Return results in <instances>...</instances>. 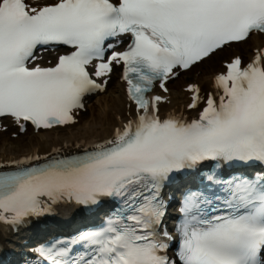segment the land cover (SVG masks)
<instances>
[{
    "label": "snow or ice",
    "instance_id": "6c2138e0",
    "mask_svg": "<svg viewBox=\"0 0 264 264\" xmlns=\"http://www.w3.org/2000/svg\"><path fill=\"white\" fill-rule=\"evenodd\" d=\"M254 32L264 34V0H56L40 8L0 0V117L21 130L24 122L37 129L72 123L84 95L103 90L89 65L99 78L113 63L123 64L137 111L136 121L93 152L0 174V223L15 226L45 214L42 198L84 206L116 198L121 205L103 228L42 248L47 264H176L167 255L173 237L165 231L162 240L156 231L165 215V182L205 161L264 163V49L246 67L239 57L225 64L214 80L218 98L210 94L191 122L161 120L162 98L146 94L157 82L166 92L176 70H190ZM122 35L131 43L105 62V41ZM48 45L69 52L55 66L30 67ZM187 91L194 109L200 90ZM207 180L224 195L185 196L176 228L180 264H264V178ZM77 245L83 251L73 255Z\"/></svg>",
    "mask_w": 264,
    "mask_h": 264
},
{
    "label": "bare ground",
    "instance_id": "6f19581e",
    "mask_svg": "<svg viewBox=\"0 0 264 264\" xmlns=\"http://www.w3.org/2000/svg\"><path fill=\"white\" fill-rule=\"evenodd\" d=\"M31 2L36 8L53 0ZM264 47V40L258 35H250L245 42L230 45L218 51L210 59H205L195 66L191 82L186 84L187 77H178L166 85L167 91L156 90L149 96H160L162 101L158 104L156 113L161 120L174 117L183 122L199 118L200 111L206 106L207 97L211 94L218 98L214 87L215 77L222 74V61L239 57L243 64L251 61L259 49ZM228 52V53H227ZM58 52L42 58L36 57L31 67H51L55 64ZM221 57H224L221 60ZM120 72L113 70L111 81L104 91L96 93L91 103L82 107V112L73 113V122L64 128L50 131L34 132L32 128L24 126L21 132L20 125L12 120H0V168L11 169L17 166H28L33 162H43L45 158L56 153L76 154L87 149H95L98 144H105L114 139L116 130L123 131L124 126L130 121L137 120L136 105L128 100L127 86L122 83ZM189 85L199 88V103L191 109L192 93L188 92ZM20 161H29L20 164ZM56 215L40 220L27 221L25 225L19 224L14 232L7 230L6 225L0 223V250L15 257L21 251L30 252V248L37 244L41 237H50L58 230L71 231L74 226H79L83 217L78 216L71 206H58ZM103 215L101 211L94 213ZM72 228H70L71 226ZM47 235V236H44Z\"/></svg>",
    "mask_w": 264,
    "mask_h": 264
},
{
    "label": "rangeland",
    "instance_id": "374dc122",
    "mask_svg": "<svg viewBox=\"0 0 264 264\" xmlns=\"http://www.w3.org/2000/svg\"><path fill=\"white\" fill-rule=\"evenodd\" d=\"M227 53H228V52H227ZM223 59H224V57H221V60H223ZM195 74H196V72L194 73V75H195ZM194 75H193V70H192L191 72L185 74L184 76L189 77V78H193ZM111 80H112V79H111ZM111 80H110V81H111ZM110 81H109V82H110ZM188 81H190V80H188ZM109 82H108V83H109ZM89 103H91V102L89 101L87 104H89ZM69 226H71V225H69ZM70 228H72V226H71Z\"/></svg>",
    "mask_w": 264,
    "mask_h": 264
}]
</instances>
